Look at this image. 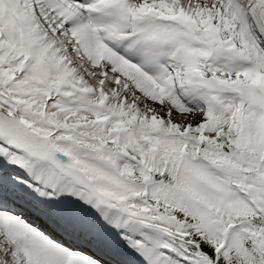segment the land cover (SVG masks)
Wrapping results in <instances>:
<instances>
[{"label": "snow or ice", "instance_id": "1", "mask_svg": "<svg viewBox=\"0 0 264 264\" xmlns=\"http://www.w3.org/2000/svg\"><path fill=\"white\" fill-rule=\"evenodd\" d=\"M0 264H264V0H0Z\"/></svg>", "mask_w": 264, "mask_h": 264}]
</instances>
